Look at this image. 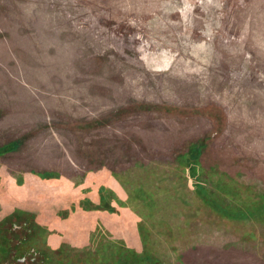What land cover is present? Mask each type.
<instances>
[{
  "label": "rangeland",
  "instance_id": "374dc122",
  "mask_svg": "<svg viewBox=\"0 0 264 264\" xmlns=\"http://www.w3.org/2000/svg\"><path fill=\"white\" fill-rule=\"evenodd\" d=\"M44 253L264 264V0H0V258Z\"/></svg>",
  "mask_w": 264,
  "mask_h": 264
},
{
  "label": "trees",
  "instance_id": "16d2710c",
  "mask_svg": "<svg viewBox=\"0 0 264 264\" xmlns=\"http://www.w3.org/2000/svg\"><path fill=\"white\" fill-rule=\"evenodd\" d=\"M7 220H9V218L7 219ZM8 221H6V222H4V224H6ZM15 247H16V241H12V245H11V247H10V250L11 251H14L15 250ZM64 248V246L62 245V246H60L58 249H56L55 250V252H59V251H61V250H65V249H63ZM68 254V253H67ZM66 254V255H67ZM69 255V254H68ZM27 258H28V255H27ZM32 259V258H31ZM63 259V258H62ZM62 259H58L57 260V263L58 262H60V260H62ZM5 261V260H4ZM4 261H3V259L2 258H0V264H4ZM36 262H38L37 264H46L47 262H50V263H52L53 262V259L50 257V255L49 254H46V253H44V254H42L41 255V257H40V259H39V261L37 260ZM21 264H29L28 263V261H24V262H21Z\"/></svg>",
  "mask_w": 264,
  "mask_h": 264
},
{
  "label": "crops",
  "instance_id": "0c3cea01",
  "mask_svg": "<svg viewBox=\"0 0 264 264\" xmlns=\"http://www.w3.org/2000/svg\"><path fill=\"white\" fill-rule=\"evenodd\" d=\"M55 239H56V237H55ZM50 240V241H49ZM57 240V239H56ZM87 241H81V243L83 244H85ZM47 243L50 245V246H52V247H58L61 243H62V241H55V240H52V238L50 239H48V241H47ZM72 244H74L75 245V243L76 242H71ZM78 244H80L79 242H78Z\"/></svg>",
  "mask_w": 264,
  "mask_h": 264
}]
</instances>
